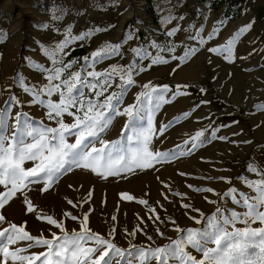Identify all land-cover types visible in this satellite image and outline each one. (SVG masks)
I'll return each mask as SVG.
<instances>
[{"label": "rangeland", "instance_id": "obj_1", "mask_svg": "<svg viewBox=\"0 0 264 264\" xmlns=\"http://www.w3.org/2000/svg\"><path fill=\"white\" fill-rule=\"evenodd\" d=\"M212 2L154 0V14H149L145 0H0V33L3 34L0 36V109L5 107V101L13 95L20 101L19 106H13L10 110L9 134L13 130L17 113H26L34 127H59L57 120L49 119L46 107L31 102L32 96L14 82V77L20 74L27 84L37 88L47 84L48 73L38 71L35 67H53V57L45 50H56L59 44L70 37L88 32L92 35L87 39H71L62 52H57L56 61L63 60L64 64L76 61L63 73L62 79L74 72H81L83 77L87 71L105 73L113 66L127 68L135 63V83L125 94L121 110L134 104L139 93L148 90L144 85H167L170 91L165 94V99L170 102L162 104L156 112L153 127L158 130L164 124L181 117L163 135L153 136L149 144V151L177 153L175 158L154 162L151 167H137L133 171L121 172L120 175H109L107 178L88 168L73 167L47 192L42 191L43 182L29 184L0 209V214L6 218L0 223V229L9 227L10 223L19 226L26 221V231L33 236L43 235L51 239V233L61 236L63 233L46 220L37 219L38 214L62 219L69 234L73 230L82 232L83 217L87 215L86 227L91 233L100 234L120 248L129 249L131 245L155 248L185 235L182 231L178 232L177 228L205 229L208 217L216 214L219 219L217 208L227 217L232 212L243 216L246 207L242 203H234L223 194L230 188H236L238 193L255 196L256 193L241 178L250 181L264 178L248 169L252 165L264 172V130L261 131L264 129V110L258 107L264 105V0H245L235 5L230 12H227V3L214 9ZM235 14L237 16L234 17ZM23 16L30 19L26 29L22 28ZM170 17L173 18L171 22H166ZM249 24L251 28L233 45L231 60L209 51L210 48L225 45L241 28ZM177 27L180 31L174 36L166 35ZM214 31L217 34L211 40H206L204 44L198 43L200 35L206 38ZM197 32L199 35L196 40L189 39ZM129 34L134 38L126 40ZM153 41L165 50L153 48ZM106 44H120V54L87 67L84 57H91L93 52ZM169 47H174L175 51H167ZM189 47H197L198 51L188 60L181 61L179 57ZM134 48L146 50L148 56L143 59L137 57L132 51ZM77 50L84 52L75 54ZM157 55L163 56L168 63L151 64V59ZM87 79L96 82L91 77ZM119 83V77H116L105 96L116 91ZM178 91L184 94L171 99ZM84 93L86 98L96 99L89 89L85 88ZM41 98L58 102L60 96L54 94ZM103 99L99 98L101 101ZM70 111L82 115L78 109ZM184 113H190L187 118H194L198 125L188 132L184 141H177L176 133L173 132L185 121ZM74 119V116L67 113L62 116L66 124H72ZM127 120V116H116L101 134L100 139L109 142V148L112 142H118L129 152L136 147L134 132L129 130L122 133ZM129 127L131 129V125ZM199 131L204 133L200 138L203 143L192 148V138ZM213 132L215 139L212 138ZM127 136H133L131 143L125 139ZM75 139V136H68L67 142L75 143ZM28 140L30 142L31 138ZM217 141L236 145L237 151L212 157L209 153ZM93 144L96 148L102 146L99 140L93 141ZM123 154L128 159V153ZM37 163L26 160L23 166L30 169ZM181 173L186 178L183 183L178 179ZM198 188H211L213 191H196ZM6 190L0 186V192ZM122 193H128L135 199H123ZM25 198L36 206L35 213L26 211ZM140 199L146 200L147 205L140 204ZM68 200H72L76 207L69 205ZM185 204L190 207L185 208ZM152 208H155V212L150 210ZM66 212L78 219L72 220L65 216ZM157 215L159 220H154ZM197 219L200 223L196 222ZM247 226L239 220L234 225L235 228ZM260 226L259 222L251 224V227ZM227 227L231 231L233 226ZM113 229L115 231L110 236ZM133 232L134 236L131 235ZM28 243L18 242L11 245L10 250L26 247ZM93 245L94 241H90L86 246ZM45 251L46 247L35 246L27 248L22 254ZM186 251L197 259L201 258L202 254L191 246ZM9 264L12 262L9 261Z\"/></svg>", "mask_w": 264, "mask_h": 264}, {"label": "snow or ice", "instance_id": "obj_2", "mask_svg": "<svg viewBox=\"0 0 264 264\" xmlns=\"http://www.w3.org/2000/svg\"><path fill=\"white\" fill-rule=\"evenodd\" d=\"M171 19L173 18H167L166 22H171ZM221 23L223 22L221 21ZM250 28L251 24L241 28L225 45L210 48L209 51L224 55L226 59L231 60L233 45ZM95 31H99V29ZM178 31H180L179 27L168 31L166 35L172 37ZM216 34L214 31L206 38L200 35L198 43L204 44L206 40H211ZM2 35L0 33V36ZM91 35L92 33L88 32L84 35L70 37L69 40L59 44L56 50H45L48 55L53 57V67L50 69L35 67L38 71L48 73L47 84L37 88L35 85L27 84L20 74L14 77V82L32 96L31 102L46 107L49 119L57 120L59 127L41 126L37 128L30 123L26 113H17L13 130L9 134L10 110L13 106H19L20 101L14 95L5 101V107L0 109V186L7 190L0 192V209H3L16 196L17 192H23L29 184L43 182L42 191L47 192L62 175L71 171L73 167L88 168L103 178H107L109 175H120L121 172L133 171L137 167H151L154 162L173 159L177 155V153L149 151L151 138L158 134L163 135L168 128L181 119V117H177L158 130L153 127V117L156 112L160 110L162 104L170 102L165 99V94L170 91L167 85H144V88L148 90L139 93L134 104L121 110L120 106L125 94L135 83L133 79V72L136 71L135 63L128 65L127 68L113 66L110 71L105 73L87 71L83 77L81 72H74L70 73L68 78L62 79L63 73L76 61H71L68 64H64L63 60L56 61L57 52H62L71 39L84 40ZM197 35H199L198 32L191 35L189 39L196 40ZM133 38L129 34L125 39ZM151 46L160 51L165 50L155 41L151 42ZM120 47V44H106L93 52L91 57H84L85 65L90 67L112 55H119ZM132 51L141 59L148 56L147 51L141 48H134ZM167 51L174 52L175 48L169 47ZM197 51V47H189L179 59L186 61ZM175 58L173 57V59ZM160 63H168V60L160 55L151 59V64ZM56 64L60 66H56ZM88 77L96 82H90ZM116 77H119L120 80L117 90L105 96ZM54 81H59V83H54ZM85 88L93 92L96 99L86 98ZM54 94H59L58 102L41 98L42 96L51 97ZM183 94L178 91L173 94L171 99ZM100 97H104V99L101 101ZM258 107L264 110V105ZM70 109H78L82 115H76ZM65 113L75 117L72 124L63 122L62 116ZM119 115L128 117L122 133L129 130L134 132L136 147L130 152L120 146L118 142H112V146L109 148V142L100 139L101 134L111 125L112 120ZM189 115L190 113H184L183 118H187ZM68 136H75V143H68ZM203 136L202 131L196 133L192 138V148H197L203 143V140L200 139ZM28 138H31L30 142ZM212 138H216L214 132ZM125 139L131 143L133 136H127ZM220 139L226 138L220 137ZM95 140L100 141L102 145L100 148L94 146L93 141ZM185 143L187 144L188 141ZM126 152L128 159H125L123 154ZM26 160L38 161V163L30 169H25L23 165ZM248 169L264 177V172H260L256 167L249 165ZM218 179L226 180L227 178L219 177ZM241 179L256 193L255 196L238 193L236 188H230L223 195L231 198L234 203H242L246 207L247 211L243 216L232 212L231 216L227 217L223 215L220 208H217V213L220 214L219 219L216 214L208 217L207 227L203 230L177 228L178 232L182 231L185 235L178 240H172L167 245L155 248L131 245L129 249H123L100 234L91 233V230L86 227L87 215L83 217L82 232L73 230L69 234L64 228L62 219L58 220L47 214H38L37 219L46 220L49 225L60 229L63 235L53 232L51 239L45 238L43 235L33 236L25 230L26 221L19 226L10 223L9 227L0 229V264H9V261L12 264H37V261L39 264H154V262L155 264H170V262L171 264H264V178L252 181L247 178ZM227 182L231 183L230 180ZM196 191L212 192L213 189L198 188ZM238 195L239 199H237ZM121 196L126 200L135 199L128 193H122ZM138 202L144 205L148 203L144 199H140ZM210 202L215 203L214 201ZM24 203L28 213L37 211L31 200L25 198ZM67 203L76 207L72 200H68ZM183 206L190 207L187 204ZM150 210L155 212V208ZM64 215L72 220L78 219L70 212H66ZM201 215L203 214L201 213ZM5 219V216L0 214V223H3ZM112 219L115 220L116 217L113 216ZM150 219L153 218L150 217ZM193 219L196 218L193 217ZM154 220H159V216H155ZM238 220L248 226L235 228V222ZM196 222L200 223L198 219ZM257 222L260 223V227H251V224ZM173 223L175 222L173 221ZM228 225L233 226L231 231L228 230ZM114 231L115 229L109 235H113ZM157 232L159 233V229ZM159 234L163 235V233ZM131 235L134 236L135 232ZM148 239L151 240L152 237L149 236ZM21 241L29 243L26 247H16L10 250L11 245H16ZM90 241H94V245L86 246ZM35 246L46 247V251L31 255L22 254L27 251V248ZM188 246L200 252L201 258L197 259L196 256L186 251Z\"/></svg>", "mask_w": 264, "mask_h": 264}, {"label": "bare ground", "instance_id": "obj_3", "mask_svg": "<svg viewBox=\"0 0 264 264\" xmlns=\"http://www.w3.org/2000/svg\"><path fill=\"white\" fill-rule=\"evenodd\" d=\"M236 97H240V96H236ZM245 97V96H244ZM243 97V98H244ZM239 99V98H238ZM247 100V99H246ZM198 122L193 118H186L185 121L175 130L176 133V139L177 141H184L187 137L188 132H190L193 128L197 127ZM260 125V124H258ZM264 126V125H262ZM264 129H261V131H263ZM237 146L230 144L229 142H225V141H217L215 146L210 150L209 155L213 156H217L221 153H225V152H234L237 151L236 150ZM178 179L181 183H183L186 178H185V174L181 175L179 174ZM186 184V183H184ZM206 196H211V195H206ZM207 199V197H206Z\"/></svg>", "mask_w": 264, "mask_h": 264}, {"label": "trees", "instance_id": "obj_4", "mask_svg": "<svg viewBox=\"0 0 264 264\" xmlns=\"http://www.w3.org/2000/svg\"><path fill=\"white\" fill-rule=\"evenodd\" d=\"M148 4V7H147V12L149 14H154V0H145ZM245 0H213L212 2V7L214 9H219L221 8L223 5H225V3H227V6H226V9H227V12L235 6V5H239L241 4L242 2H244ZM237 16V14L234 15V17ZM23 24H22V28L26 29V24L28 21H30V19L28 18V16H23ZM78 52H84V50H77L75 51L74 53H78ZM73 53V54H74ZM72 54V55H73Z\"/></svg>", "mask_w": 264, "mask_h": 264}]
</instances>
